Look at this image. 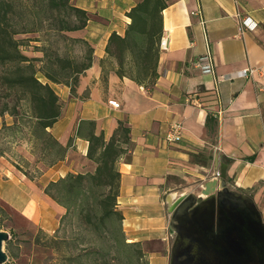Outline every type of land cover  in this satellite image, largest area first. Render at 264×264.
<instances>
[{
    "label": "crops",
    "instance_id": "0c3cea01",
    "mask_svg": "<svg viewBox=\"0 0 264 264\" xmlns=\"http://www.w3.org/2000/svg\"><path fill=\"white\" fill-rule=\"evenodd\" d=\"M135 2L75 0L90 18L69 35L88 40L92 64L74 94L43 76L61 104L49 131L69 146L56 163L37 162L32 178L0 159V200L10 209L13 229L30 236L39 229L53 233L65 208L44 187L95 168L87 157L88 140L76 133L79 123L93 120L96 133L108 140L122 121L130 128V143L116 164L122 228L127 241L141 243L148 264H169V196L198 193L221 165L229 186L250 194L264 219V0H168L162 11L168 47L160 49L158 77L150 87L112 70L106 80L101 77L108 37L123 33L130 21L125 13ZM193 11H200L205 28ZM206 47L214 72L196 64ZM175 121L182 124L181 138L170 142L166 133ZM26 158L35 162L31 154Z\"/></svg>",
    "mask_w": 264,
    "mask_h": 264
},
{
    "label": "trees",
    "instance_id": "16d2710c",
    "mask_svg": "<svg viewBox=\"0 0 264 264\" xmlns=\"http://www.w3.org/2000/svg\"><path fill=\"white\" fill-rule=\"evenodd\" d=\"M167 4L168 0H136L126 11L129 23L122 34L111 32L106 56L99 61L102 80L112 70L118 77L144 86L155 83L162 11ZM27 12L31 26L18 27V20ZM89 18V13L71 0H0V132L5 129L12 138L24 137L35 164L56 163L69 146L62 145L49 131L60 116V98L36 73L41 71L49 81L65 84L75 93L81 74L92 64L93 47L87 39L69 32L83 29ZM43 20L67 45H78L79 52L66 50L62 54L43 45L41 57L23 53L15 34L40 30ZM37 60L42 63L39 67ZM129 132L120 121L106 140L103 132L96 133L93 120L79 123L76 133L88 140L87 157L95 168L48 182L44 192L65 212L53 233L39 229L28 239L30 244H38L44 237L61 253L63 264H148L141 243L126 240L123 215L116 206L120 176L116 164L130 143ZM2 152L0 149V157ZM0 214H4L1 206ZM5 247L8 260L3 264H19L12 237Z\"/></svg>",
    "mask_w": 264,
    "mask_h": 264
},
{
    "label": "water",
    "instance_id": "95a60500",
    "mask_svg": "<svg viewBox=\"0 0 264 264\" xmlns=\"http://www.w3.org/2000/svg\"><path fill=\"white\" fill-rule=\"evenodd\" d=\"M198 193L168 198L169 264H264V219L253 197L229 186L226 166ZM0 230V264L8 260Z\"/></svg>",
    "mask_w": 264,
    "mask_h": 264
},
{
    "label": "rangeland",
    "instance_id": "374dc122",
    "mask_svg": "<svg viewBox=\"0 0 264 264\" xmlns=\"http://www.w3.org/2000/svg\"><path fill=\"white\" fill-rule=\"evenodd\" d=\"M75 3V0H71ZM28 12L23 18L18 20V27L31 26ZM40 17L43 18L42 15ZM15 37L20 41L21 49L23 53L32 57H41L43 54L40 51L41 46L49 45L54 49H57L60 53L70 51V53H78V45H67L63 38L58 36L55 31L50 29L47 23L43 20L42 28L40 30H34L29 32H19L15 34ZM37 67L41 66V61H35ZM36 76L44 82L43 73L37 71ZM9 132L3 129L0 132V149L3 151V156L0 159L4 162L2 166H13L16 170L20 168V172L27 173L28 177L38 174L36 164L27 160L26 157H30V146L24 137L17 139L10 137ZM34 156V154H31ZM35 158V157H34ZM17 166V167H16ZM6 168V167H5ZM0 206L4 210V214H0V230H5L9 233V237L13 239V249L17 252V262L19 264H63L61 253L56 252L48 245L44 237H41V242L38 244H30L28 239L33 235L29 233L19 232L17 229H13L11 225L10 209L0 200ZM36 233V232H35ZM34 233V234H35ZM7 242V241H6ZM6 242L3 246L6 250Z\"/></svg>",
    "mask_w": 264,
    "mask_h": 264
},
{
    "label": "built area",
    "instance_id": "2783aa9c",
    "mask_svg": "<svg viewBox=\"0 0 264 264\" xmlns=\"http://www.w3.org/2000/svg\"><path fill=\"white\" fill-rule=\"evenodd\" d=\"M192 14L199 16L200 23L205 28V21L204 19L201 18L200 11H193ZM244 24L247 26H251L252 22L249 18H246L244 19ZM167 47H168L167 38L166 36L161 35L159 40V48L166 49ZM196 64L199 65L206 72H214L212 55L208 47H206L205 52L197 58ZM108 102L113 107L116 108L119 107V103L116 100H109ZM181 129H182V124L179 121L173 122L166 133V139L170 142L178 141L181 138ZM218 176H219V172L216 171L214 173V177H218Z\"/></svg>",
    "mask_w": 264,
    "mask_h": 264
}]
</instances>
